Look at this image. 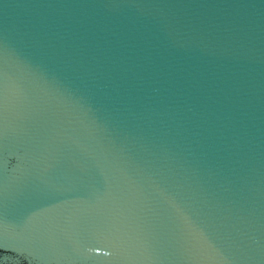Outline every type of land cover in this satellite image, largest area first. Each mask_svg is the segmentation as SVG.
<instances>
[{"label": "water", "instance_id": "95a60500", "mask_svg": "<svg viewBox=\"0 0 264 264\" xmlns=\"http://www.w3.org/2000/svg\"><path fill=\"white\" fill-rule=\"evenodd\" d=\"M0 264H264V0H0Z\"/></svg>", "mask_w": 264, "mask_h": 264}]
</instances>
